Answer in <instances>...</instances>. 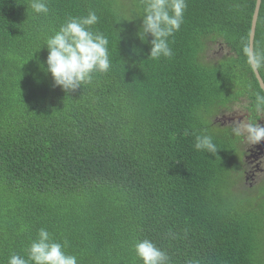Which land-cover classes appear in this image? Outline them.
Here are the masks:
<instances>
[{
  "label": "trees",
  "instance_id": "16d2710c",
  "mask_svg": "<svg viewBox=\"0 0 264 264\" xmlns=\"http://www.w3.org/2000/svg\"><path fill=\"white\" fill-rule=\"evenodd\" d=\"M30 3L0 0V264L27 259L41 228L78 264H143L144 239L170 264H264V178L257 197L233 192L241 136L215 124L234 103L264 120L248 63L255 0H186L173 55L159 59L137 35L142 0H47V15ZM89 11L111 66L65 91L42 45ZM253 55L264 56V0ZM201 134L216 154L194 148Z\"/></svg>",
  "mask_w": 264,
  "mask_h": 264
},
{
  "label": "clouds",
  "instance_id": "9594fccd",
  "mask_svg": "<svg viewBox=\"0 0 264 264\" xmlns=\"http://www.w3.org/2000/svg\"><path fill=\"white\" fill-rule=\"evenodd\" d=\"M143 21L141 30L137 33L143 42L147 34L152 36L151 50L148 57L159 59L173 55L169 46V37L179 31L184 18L186 0H142ZM31 9L37 14L47 15L49 12L47 0H31ZM99 17L94 11H89L85 17H70L54 35L42 45L47 47L46 71L51 74L54 85L63 90H75L82 84L91 83L96 73H107L111 62L109 58V41L102 33L91 31L98 23ZM41 46V47H42ZM248 63L253 71L264 65V56L248 54ZM256 107L264 109V95H256ZM261 117H264L262 115ZM244 118V116H243ZM263 126V127H261ZM232 132L236 136L246 135L249 145H255L264 140V124L248 122L246 119L237 123ZM185 131V135H188ZM194 148L205 153L216 154L217 147L210 135L195 136ZM64 244L52 240L50 233L41 228L37 238L27 249V259L12 254L8 264H78L75 255L67 254ZM136 257L143 264H170L166 251L162 250L149 239H144L134 245Z\"/></svg>",
  "mask_w": 264,
  "mask_h": 264
},
{
  "label": "rangeland",
  "instance_id": "374dc122",
  "mask_svg": "<svg viewBox=\"0 0 264 264\" xmlns=\"http://www.w3.org/2000/svg\"><path fill=\"white\" fill-rule=\"evenodd\" d=\"M214 53H219V48L218 46H214L213 50L209 51V55ZM245 111V109L243 107L240 106V103H234L230 109L228 110H222L220 113L217 114L216 118H219L215 124L221 127H234L237 123L242 122L246 119V121L248 122H253V120H249L248 118H241L239 121L233 120V121H223L222 115L224 114H237V115H242V113ZM215 117V116H213ZM212 120H214V118H212ZM240 143V149H242V153L241 156L244 159V163L242 164L241 168H240V172H235L234 174L236 175V188L233 186L232 190L235 193H238L239 190H245L248 193H252L255 197L256 193L260 194L261 193V187H258L256 189V187L261 183V180L264 178V157L262 156L261 158H259L258 160H252V159H248L244 157V155L246 154V148L250 147L251 145L248 144V141L246 139V135H241V138L239 139L238 144ZM246 159V160H245ZM247 161L250 163H247ZM257 164V166H259L260 168H262V173L260 174V176L251 178L250 176H248L247 178L245 176H247L246 174L244 175L242 173L243 170L248 171L251 167L256 168L255 165ZM251 165V167H250ZM256 190V191H255Z\"/></svg>",
  "mask_w": 264,
  "mask_h": 264
},
{
  "label": "water",
  "instance_id": "95a60500",
  "mask_svg": "<svg viewBox=\"0 0 264 264\" xmlns=\"http://www.w3.org/2000/svg\"><path fill=\"white\" fill-rule=\"evenodd\" d=\"M261 1L262 0H255V4H254V9H253L252 17H251V22H250L249 34H248V54L249 53L253 54V41H254L255 28H256V23H257V19H258ZM253 73H254V76L258 82L260 89L264 93V82H263L258 70L253 71ZM243 116H245L244 113L240 116H238L237 114H224L221 119L223 121H233V120L239 121L241 118H243ZM261 127H263V126H261ZM256 145H262L264 147V140H262L260 143H258Z\"/></svg>",
  "mask_w": 264,
  "mask_h": 264
},
{
  "label": "flooded vegetation",
  "instance_id": "af4514ba",
  "mask_svg": "<svg viewBox=\"0 0 264 264\" xmlns=\"http://www.w3.org/2000/svg\"><path fill=\"white\" fill-rule=\"evenodd\" d=\"M243 113L245 114L244 119L248 118L249 120H251V118H250L251 115L247 111H244ZM257 123L259 125H262V124H264V120L263 119H259L257 121ZM262 156L264 157V147L262 145H256V144L255 145H251L250 147L246 148V154L244 155V157L247 158V160L248 159L258 160ZM247 163H249V162L247 161ZM256 166H257V164L255 165V167ZM250 167H251V165H250ZM262 170H263L262 168L257 166L256 168L251 167L248 171L243 170L242 173L244 175L248 174L247 176H245L246 178L248 176H250L251 178H254V177L260 176V174L262 173Z\"/></svg>",
  "mask_w": 264,
  "mask_h": 264
}]
</instances>
